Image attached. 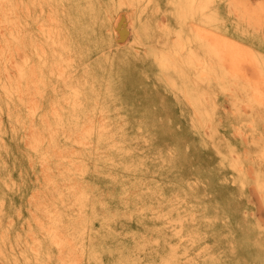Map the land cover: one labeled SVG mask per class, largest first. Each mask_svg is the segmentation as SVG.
I'll list each match as a JSON object with an SVG mask.
<instances>
[{
    "label": "rangeland",
    "instance_id": "374dc122",
    "mask_svg": "<svg viewBox=\"0 0 264 264\" xmlns=\"http://www.w3.org/2000/svg\"><path fill=\"white\" fill-rule=\"evenodd\" d=\"M159 1L140 39L167 51L174 0ZM129 11L0 0V264H264V107L245 106L251 92L221 68L173 93L114 25ZM245 35L264 53V28Z\"/></svg>",
    "mask_w": 264,
    "mask_h": 264
},
{
    "label": "bare ground",
    "instance_id": "6f19581e",
    "mask_svg": "<svg viewBox=\"0 0 264 264\" xmlns=\"http://www.w3.org/2000/svg\"><path fill=\"white\" fill-rule=\"evenodd\" d=\"M160 4L159 0H111L113 8L126 7L130 10L124 19L120 14L114 20V25L117 26L119 23L122 34L128 29L131 30L135 47L152 59L154 65L166 75L169 89L173 93L181 92L188 97L190 90L198 91V81L213 79L220 82L221 76L218 74V69L221 68L225 74L232 75L233 79H240L243 82L241 89L251 92L245 106L251 109L256 106L264 107V53L253 50V41L248 42L245 35L250 32V29L264 28V4L253 5L249 0H174L170 7L177 28L173 31L164 27L159 34L164 40H168L171 34L174 35L172 48L167 51L156 50L153 40L148 36L140 39V35L149 22L148 18L145 19L147 9L154 10L160 16L162 9ZM49 19L56 21L53 17ZM122 19L123 23H121ZM51 28L47 37L51 38V33L54 36L61 34L56 27ZM183 29H189L191 36L186 37L187 34L183 33ZM54 36L51 38L52 42L55 41ZM190 43L193 44L190 45ZM57 44L66 52H71L73 49L69 40L67 44L65 41H58ZM198 45L199 49H196ZM246 65L253 68L255 78H246ZM18 71L22 74L24 68ZM70 89L73 96H80L84 92L83 84L75 85ZM107 91L106 98L116 99L111 84ZM36 95L40 97V93ZM75 104L74 107L78 109L84 107L86 102L78 99ZM107 105L106 102L105 106ZM37 109L38 105L32 103L30 116L37 115ZM57 125L55 123L51 127L57 129ZM248 127L256 133L254 120L249 121ZM254 142L259 146L258 154L263 159L264 136L259 133ZM255 177L258 175L256 174ZM36 256H40L39 249Z\"/></svg>",
    "mask_w": 264,
    "mask_h": 264
}]
</instances>
